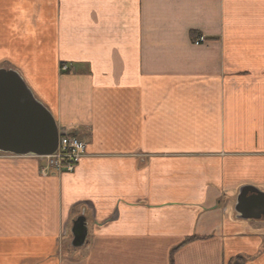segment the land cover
I'll return each instance as SVG.
<instances>
[{"label": "crops", "instance_id": "0c3cea01", "mask_svg": "<svg viewBox=\"0 0 264 264\" xmlns=\"http://www.w3.org/2000/svg\"><path fill=\"white\" fill-rule=\"evenodd\" d=\"M1 69L86 154L0 150V264H264V0H0Z\"/></svg>", "mask_w": 264, "mask_h": 264}, {"label": "water", "instance_id": "95a60500", "mask_svg": "<svg viewBox=\"0 0 264 264\" xmlns=\"http://www.w3.org/2000/svg\"><path fill=\"white\" fill-rule=\"evenodd\" d=\"M59 131L50 110L26 87L16 71L0 70V150L16 155H49L58 147ZM235 212L242 219L264 218V191L246 185L237 196ZM75 247L84 245L86 220L73 227Z\"/></svg>", "mask_w": 264, "mask_h": 264}, {"label": "built area", "instance_id": "2783aa9c", "mask_svg": "<svg viewBox=\"0 0 264 264\" xmlns=\"http://www.w3.org/2000/svg\"><path fill=\"white\" fill-rule=\"evenodd\" d=\"M205 40L201 37L196 41L199 45ZM85 145L76 138L64 135L60 139L58 151L50 156L44 157L45 165L41 168V172L47 175L51 168L58 171H72L75 163L84 154Z\"/></svg>", "mask_w": 264, "mask_h": 264}, {"label": "trees", "instance_id": "16d2710c", "mask_svg": "<svg viewBox=\"0 0 264 264\" xmlns=\"http://www.w3.org/2000/svg\"><path fill=\"white\" fill-rule=\"evenodd\" d=\"M229 264H245V259L243 257H238L235 261H231Z\"/></svg>", "mask_w": 264, "mask_h": 264}]
</instances>
